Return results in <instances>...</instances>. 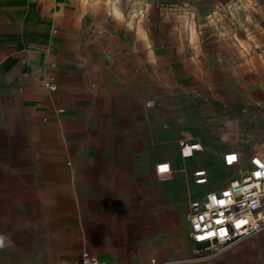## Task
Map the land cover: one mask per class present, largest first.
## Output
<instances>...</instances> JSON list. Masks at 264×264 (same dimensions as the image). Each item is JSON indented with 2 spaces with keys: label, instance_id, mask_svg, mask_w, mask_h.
<instances>
[{
  "label": "crops",
  "instance_id": "obj_1",
  "mask_svg": "<svg viewBox=\"0 0 264 264\" xmlns=\"http://www.w3.org/2000/svg\"><path fill=\"white\" fill-rule=\"evenodd\" d=\"M112 6L0 0V208L11 209L0 210V264H79L85 251L108 264L158 260L139 240L159 247L162 225L184 221L194 172L206 169L204 139L194 132L230 120L212 100L264 92V9L247 23L248 55L235 35L222 34L216 44L226 53L210 69L209 56L150 38L147 21L129 22L128 8L116 15ZM186 68L202 78L184 77ZM258 132L255 144L264 145ZM183 139L202 150L184 160ZM214 148L222 161L241 151L224 139ZM161 162L171 164L170 177L156 174Z\"/></svg>",
  "mask_w": 264,
  "mask_h": 264
},
{
  "label": "rangeland",
  "instance_id": "obj_2",
  "mask_svg": "<svg viewBox=\"0 0 264 264\" xmlns=\"http://www.w3.org/2000/svg\"><path fill=\"white\" fill-rule=\"evenodd\" d=\"M149 2L144 4L141 0H112V5L113 8L116 6L118 9V12L114 10L116 15H122V9L128 8L125 17L129 22L134 23L140 19L147 21L146 31L150 38L159 40L163 44H171L173 49L189 46L191 50L197 51L199 57L201 54L209 56L210 69L215 68L218 64L217 58L220 55L223 56L222 53H226V48L221 49L216 44L222 34L235 35L242 44V55L245 53L248 55L245 44V41H249L247 23L255 20L259 22L260 10L264 9V0H150ZM229 20L235 21V27ZM219 21L223 22L218 24ZM228 56L232 63L230 50ZM182 70L186 78L195 79L197 76L202 78L200 72L188 74V68ZM241 75L242 83H248L249 69L243 61ZM210 76L211 78L215 77L214 74ZM213 92L215 93V91ZM225 98L228 99V104L212 100V105L220 107L222 111L226 110L221 114L228 115L230 119L227 121L228 127H220L213 121H208L209 124L205 122L206 126L199 125L198 130L194 132L196 138L204 139V164L213 186H220L233 178L231 169L227 168L215 153L214 147L222 139L230 147L241 149L244 156H249L264 146L255 144L258 130L264 134V108L260 107V105L264 107V92L239 91L235 97L232 93H226ZM235 99L237 102L232 103ZM201 104L198 103L197 107H201ZM239 117L241 125L236 124L235 127H232V122L236 121L233 119ZM249 125L253 127L249 128ZM0 210L9 212L11 209L0 208ZM188 213L189 207L187 206L184 221L176 226H173L171 222L162 225V237H167L161 239L159 247L148 239L139 240V242H143L145 248H154L153 257H157L161 262L170 261L173 264H264V231L247 237L230 247H225L215 255V250L209 247H198L193 242ZM138 226L141 227L140 224ZM144 227L148 228L150 224L146 223Z\"/></svg>",
  "mask_w": 264,
  "mask_h": 264
},
{
  "label": "built area",
  "instance_id": "obj_3",
  "mask_svg": "<svg viewBox=\"0 0 264 264\" xmlns=\"http://www.w3.org/2000/svg\"><path fill=\"white\" fill-rule=\"evenodd\" d=\"M46 87L50 91L56 90L49 81ZM154 105L153 99L146 101L148 108ZM179 146L184 160L202 150L201 144L193 143L191 139L181 140ZM223 163L234 171V176L218 188L211 187L207 169L195 170L196 191L189 202L188 213L193 242L198 247L215 250V255L225 247L264 231V146L252 153L248 160L240 150L231 149L224 153ZM155 171L160 177H170L173 173L169 162L157 164ZM79 264L108 263L85 251ZM150 264L173 263L154 258Z\"/></svg>",
  "mask_w": 264,
  "mask_h": 264
},
{
  "label": "clouds",
  "instance_id": "obj_4",
  "mask_svg": "<svg viewBox=\"0 0 264 264\" xmlns=\"http://www.w3.org/2000/svg\"><path fill=\"white\" fill-rule=\"evenodd\" d=\"M4 241H5V238L0 236V247L4 246Z\"/></svg>",
  "mask_w": 264,
  "mask_h": 264
},
{
  "label": "bare ground",
  "instance_id": "obj_5",
  "mask_svg": "<svg viewBox=\"0 0 264 264\" xmlns=\"http://www.w3.org/2000/svg\"><path fill=\"white\" fill-rule=\"evenodd\" d=\"M111 8H113V6H112ZM114 10H115L116 12H118V9H117L116 6H114Z\"/></svg>",
  "mask_w": 264,
  "mask_h": 264
}]
</instances>
